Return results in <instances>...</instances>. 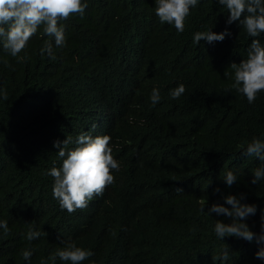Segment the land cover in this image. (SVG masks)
Here are the masks:
<instances>
[{
	"label": "trees",
	"instance_id": "16d2710c",
	"mask_svg": "<svg viewBox=\"0 0 264 264\" xmlns=\"http://www.w3.org/2000/svg\"><path fill=\"white\" fill-rule=\"evenodd\" d=\"M84 2L82 17L60 22L66 45L54 47L56 60L39 54L49 39L42 28L20 54L26 61L0 49L11 65L0 61V89L8 94L0 98V220L10 230L0 229V264H52L48 257L66 241L94 253L82 264H222L213 257L224 247L230 258L223 264H264L255 240L218 239L216 220L231 219L208 214L222 195L243 193L242 203L257 206L245 222L261 231L264 179L251 183L260 161L241 152L253 137L264 140V91L249 104L225 90L232 80L224 75L246 57L252 38L238 21L226 24L217 0H199L183 33L159 21L155 0ZM226 27L231 36L222 42L193 43L197 31ZM258 39L264 43V34ZM180 84L185 92L172 99ZM153 88L161 96L154 107ZM82 132L109 135L120 170L102 196L69 214L46 172L62 164L53 142ZM229 170L237 175L231 188L222 180ZM29 225L43 235L29 242Z\"/></svg>",
	"mask_w": 264,
	"mask_h": 264
},
{
	"label": "clouds",
	"instance_id": "9594fccd",
	"mask_svg": "<svg viewBox=\"0 0 264 264\" xmlns=\"http://www.w3.org/2000/svg\"><path fill=\"white\" fill-rule=\"evenodd\" d=\"M199 0H155V15L161 23L174 26L177 33L185 30V20L190 15V9L197 7ZM218 4L227 10L226 24L231 25L239 22V25L252 38L247 49V55L240 63H230L224 75L231 79L232 91L245 96L249 104L254 103L259 92L264 91V43L258 37L264 34V0H217ZM87 3L84 0H0V49L5 54L17 58V62H24L29 57L21 56L28 46V42L38 29H43L44 39L39 49L41 57L47 55L51 60H56L55 48L63 49L66 45L65 26L60 23L72 15L83 16ZM206 27V26H205ZM231 33L227 27L224 31L216 33L209 28L205 31H197L193 34V43L200 44L203 40L209 44L222 42ZM5 66L11 67L7 59L0 57ZM185 92V86L169 91L172 99H178ZM0 98L7 101L8 94L0 89ZM152 106L161 101L157 88H153L150 96ZM95 127V125H93ZM109 135H96L80 133L75 141L71 136L64 140H55L53 147L58 149L57 156L62 161L60 167L53 165L46 174L54 180L52 186L53 198L59 203L61 210H67L69 214L86 208L96 196H102L105 189L115 182L113 171H119L120 165L112 155L109 146ZM70 145H74L70 147ZM243 157H255L260 161L258 167L252 170L253 185H257L264 179V140L253 137L241 152ZM231 188L237 182V175L227 171L222 179ZM177 192L182 191L177 189ZM220 193L219 187L214 189ZM224 203H213L208 208V214L215 213L217 216H226L231 219L230 223L216 220L214 232L218 239L235 237L248 242L255 240L259 250L255 257L264 261V214L261 215V231L259 234L250 230L245 222L249 216L257 212L255 204L242 203L246 199L245 194L222 195ZM225 204L230 207H225ZM204 211V208H201ZM0 229L6 236L9 233L6 221L0 220ZM24 238L29 242L37 240L43 235L29 225ZM33 250L26 248L22 251L23 259L30 261ZM94 253L91 250L77 246L73 241L64 242V246L57 248L48 257L55 264L57 258L69 264H82ZM230 250L224 247L220 255L213 257V262L219 260L228 261ZM41 264H48L47 260H41ZM94 264V262H93Z\"/></svg>",
	"mask_w": 264,
	"mask_h": 264
}]
</instances>
